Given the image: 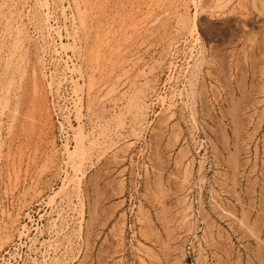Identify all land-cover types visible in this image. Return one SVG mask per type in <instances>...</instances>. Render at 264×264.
Wrapping results in <instances>:
<instances>
[{
  "label": "rangeland",
  "instance_id": "obj_1",
  "mask_svg": "<svg viewBox=\"0 0 264 264\" xmlns=\"http://www.w3.org/2000/svg\"><path fill=\"white\" fill-rule=\"evenodd\" d=\"M105 1L0 0V264H264V0Z\"/></svg>",
  "mask_w": 264,
  "mask_h": 264
},
{
  "label": "bare ground",
  "instance_id": "obj_2",
  "mask_svg": "<svg viewBox=\"0 0 264 264\" xmlns=\"http://www.w3.org/2000/svg\"><path fill=\"white\" fill-rule=\"evenodd\" d=\"M11 1V0H10ZM33 1V0H32ZM62 1V0H61ZM105 1V0H104ZM109 1V0H108ZM115 1V0H114ZM128 1H130V0H127V2ZM139 1V0H138ZM149 1V0H148ZM152 1V0H151ZM150 1V2H151ZM48 2V1H47ZM70 2V1H69ZM71 4H72V7L74 8V10H75V14H76V19H77V22H78V28H76V30L78 29V31L76 32L77 34H78V32L79 33H82V35H79V38L81 39V37H82V40L84 39V40H86L87 39V35H89V33L90 34H92V28H90V27H92V22H93V20H94V14H92V11L94 10L93 9V7H94V5H93V3L95 4L96 2H93L92 3V0H71ZM117 2V1H116ZM121 2V1H120ZM132 2V1H131ZM146 2V1H145ZM144 2V3H145ZM149 2V3H150ZM23 3V2H22ZM45 3V2H44ZM98 3V2H97ZM100 3V2H99ZM102 3V2H101ZM105 3L107 4V2L105 1ZM104 3V4H105ZM139 3V2H138ZM142 3V2H141ZM147 3V2H146ZM152 3V2H151ZM165 3V2H164ZM47 4V3H46ZM117 4V3H116ZM115 4V5H116ZM122 4H123V1H122ZM125 4V3H124ZM132 4V3H131ZM134 4H136L135 2L132 4L133 6H134ZM99 5V4H98ZM101 5V4H100ZM118 5V4H117ZM126 5H127V3H126ZM142 5V4H141ZM141 5H138V6H136V7H138V8H136V11H135V13H134V15H135V17L133 18L135 21L133 22H131V20L129 19L130 17V15L131 14H128V12H127V14H128V20H130V22L132 23L131 25H132V27H133V29H135V31H139L140 32V30H139V27L143 24L142 23V20L141 19H143V16L144 15H142V18H139V17H141V15H140V13L142 12L140 9H142L141 7ZM149 5V4H148ZM5 6V5H4ZM47 7H48V5H46ZM69 6V5H68ZM119 6H120V4H119ZM123 6V5H122ZM129 6H130V4H129ZM132 6V7H133ZM144 6H145V4H144ZM146 6H147V4H146ZM12 7V6H11ZM70 7V6H69ZM71 7V8H72ZM98 7V6H97ZM101 7H102V5H101ZM106 7V6H105ZM4 8V7H3ZM70 8V9H71ZM72 8V9H73ZM103 8V7H102ZM107 8H108V6H107ZM117 8V7H116ZM128 8V7H127ZM135 8H134V10H135ZM147 8V7H146ZM146 8H143L142 10H144V9H146ZM175 8V7H174ZM40 9V8H39ZM104 9H106V8H104ZM114 9V8H113ZM124 9V8H123ZM126 9V8H125ZM129 9H130V7H129ZM132 9V8H131ZM173 9V8H172ZM133 10V9H132ZM147 10V9H146ZM97 11V10H96ZM95 11V12H96ZM102 11H103V9H102ZM116 11H117V9H116ZM119 11V10H118ZM117 11V12H118ZM121 11H123V14H124V11H126V10H121ZM128 11V10H127ZM174 11V10H173ZM47 12H49V11H47ZM47 12H45L46 14H47ZM98 12V11H97ZM113 12V11H112ZM115 12V11H114ZM113 12V13H114ZM52 13V12H51ZM100 13V9H99V12H98V14ZM103 13V12H102ZM106 13V12H105ZM119 13V12H118ZM117 13V14H118ZM133 13V12H132ZM143 13V12H142ZM45 14V15H46ZM50 14V13H49ZM107 14V13H106ZM112 14V13H111ZM116 14V13H115ZM145 14H146V12H145ZM17 15V14H16ZM51 15V14H50ZM49 15V16H50ZM94 15V16H93ZM102 15V14H101ZM110 15V14H109ZM126 15V14H125ZM160 15H161V13H160ZM174 15V14H173ZM176 15V14H175ZM99 16H100V14H99ZM103 16V15H102ZM112 16V15H111ZM115 16V15H114ZM121 16V15H120ZM156 16V15H155ZM162 16V15H161ZM56 17V16H55ZM72 17H73V15H72ZM105 17V16H104ZM132 17V16H131ZM157 17V16H156ZM44 18V17H43ZM100 18V17H99ZM108 18H110V17H108ZM107 18V19H108ZM113 18V17H112ZM115 18H116V16H115ZM148 18V17H147ZM68 19V18H67ZM101 19V18H100ZM99 19V20H100ZM105 19V18H104ZM116 19H118V17L116 18ZM122 19H123V17H122ZM125 19H126V17H125ZM152 19V18H151ZM154 19V18H153ZM33 20V19H32ZM74 20V19H73ZM103 20V19H102ZM101 20V21H102ZM108 20H111V19H108ZM119 20V19H118ZM127 20V21H128ZM149 20V19H148ZM2 21V20H1ZM54 21V20H53ZM72 21V20H71ZM75 21V20H74ZM105 21V20H104ZM107 21V20H106ZM113 21H114V19H113ZM119 21H121V19L119 20ZM125 21V20H124ZM150 21V20H149ZM96 22V21H95ZM107 22H109V21H107ZM126 22V21H125ZM53 23V22H52ZM89 23H91V25H90V27H89ZM101 23V22H100ZM111 23V22H110ZM117 23V22H116ZM142 23V24H141ZM19 24V23H18ZM109 24V23H108ZM107 24V25H108ZM114 24V23H113ZM125 24V23H124ZM76 25V24H75ZM94 25H96V23L94 24ZM100 26L102 25V24H99ZM112 25V24H111ZM120 25V27H121V24H119ZM130 25V26H131ZM144 25V24H143ZM27 26V25H26ZM41 26V25H40ZM46 26V25H45ZM55 26V25H54ZM96 26H98V25H96ZM95 26V27H96ZM115 26H117V25H115ZM123 26V28H124V25H122ZM127 26V25H126ZM146 26V25H145ZM52 27H53V25H52ZM56 27V26H55ZM74 27V26H73ZM76 27V26H75ZM106 28H107V26H105ZM104 27V28H105ZM112 27V26H111ZM128 27V26H127ZM64 28V27H63ZM66 28V27H65ZM118 28V27H117ZM116 28V29H117ZM128 28H130V27H128ZM142 28V27H141ZM75 29V28H74ZM99 29V28H98ZM113 29H115L114 27H113ZM121 28H119V30H120ZM97 30V29H96ZM96 30H95V33H97L96 32ZM101 30H102V28H101ZM121 30H123V29H121ZM125 30V29H124ZM130 30V29H129ZM128 30V31H129ZM29 31V30H28ZM63 31V30H62ZM104 31H105V29H104ZM103 31V32H104ZM134 31V30H133ZM70 32V31H69ZM73 32V31H72ZM100 32V31H99ZM108 32H111L110 30L109 31H107L106 33H104V36H105V38L106 37H108ZM115 32V31H114ZM113 32V33H114ZM131 32V31H130ZM142 32V31H141ZM140 32V33H141ZM56 33V32H55ZM68 33V32H67ZM71 33V32H70ZM75 33V32H74ZM136 33H138V32H136ZM135 33V34H136ZM151 33V32H150ZM15 34V33H14ZM52 34V33H51ZM72 34V33H71ZM119 34V33H118ZM123 34V33H122ZM125 34H128V32L127 33H125ZM133 34V33H132ZM147 34V33H146ZM29 35V34H28ZM59 35H61V34H59ZM94 35V34H93ZM114 35H116V34H114ZM129 35H131V33H129ZM139 35V34H138ZM35 36V35H34ZM70 36V35H69ZM91 36V35H90ZM123 36V35H122ZM121 36V37H122ZM135 36V35H134ZM137 36V35H136ZM140 36V35H139ZM61 37V36H60ZM72 37H73V35H72ZM117 37V36H116ZM129 37V36H128ZM141 37H142V34H141ZM36 38V37H35ZM75 39L76 38H78V35L77 36H75L74 37ZM73 38V39H74ZM91 38V37H90ZM93 38H95V39H92L93 40V45H88V47H84L82 50H85V52H87V51H89L90 49H92L93 51L92 52H88V55H86V56H88V57H86V60H87V62L88 61H91V62H95V68H96V70H98L99 71V73H98V75L100 74V78H101V82H103V84L101 85V86H98L99 84H97V86L98 87H96L94 84L96 83L95 81H94V83H93V81H91V80H93V79H91L90 80V82L89 83H87L88 85V90H87V92H86V95H87V99H88V101H90V102H92V101H96V100H102V99H104V98H108V96L111 94V92H113V91H115L116 90V92H117V89H116V87L117 86H114V85H112V84H107L108 83V81H110L111 79L109 78V76L111 75H113V72H114V70L116 69L117 70V61L114 63L112 60H111V58L108 60V58H105V56L103 55V54H101V55H103V56H100V47L101 46H103L104 45V47H107V48H109V45L110 44H108L107 43V41H105L103 38H102V36H100L99 35V33H98V35L96 36V35H94L93 36ZM120 37H118V39H119ZM123 38V37H122ZM130 38V37H129ZM133 38H136V37H133ZM108 39H110L109 37H108ZM111 39H112V36H111ZM127 38H126V36H125V38H123V40H126ZM139 39V38H138ZM32 40V39H31ZM72 40V39H71ZM81 40V41H82ZM92 40H90V43H91V41ZM130 40V39H129ZM131 40H133V39H131ZM135 40V39H134ZM134 40H133V42L132 43H134ZM73 42L75 41V40H72ZM79 42H81L80 40H78ZM111 41V40H110ZM115 41H117L116 40V38H115ZM114 41V42H115ZM119 41H120V39H119ZM119 41H117V42H119ZM121 41H122V39H121ZM127 42H128V40H126ZM126 41H125V43H126ZM142 41V40H141ZM28 42V41H27ZM38 42V41H37ZM85 42V41H84ZM87 42V41H86ZM86 42H85V44H86ZM117 42H115V43H117ZM172 42V41H171ZM9 43V42H8ZM58 43V42H57ZM56 43V44H57ZM111 43H113L112 41H111ZM121 43V42H120ZM123 43H124V41H123ZM130 43V41L128 42V44ZM140 43V42H139ZM147 43V42H146ZM26 44V43H25ZM48 44V43H47ZM77 44H78V42H77ZM76 44V45H77ZM84 44V43H83ZM85 44H84V46H85ZM143 44V43H142ZM67 45H68V43H67ZM74 45V44H73ZM118 45L120 46L121 44H119L118 43ZM124 45V44H123ZM123 45H121V46H123ZM125 45H127V44H125ZM149 45V44H148ZM171 45V44H170ZM58 46V45H57ZM87 46V45H86ZM113 46V45H112ZM111 46V47H112ZM118 47V49H117V51L116 52H119V55L121 54V53H123L124 51H123V49H124V46L123 47ZM33 47V46H32ZM46 47V46H45ZM60 47H62L61 45H60ZM128 47V46H127ZM44 48V47H43ZM53 48V47H52ZM68 48V47H67ZM72 48V47H71ZM79 48V47H78ZM106 48V51L107 52H109V50ZM123 48V49H122ZM126 48V47H125ZM129 48H130V45H129ZM136 48V47H135ZM26 49V48H25ZM64 49L66 50V47H64ZM70 49V48H69ZM111 49V48H110ZM113 49V48H112ZM127 49V48H126ZM125 49V50H126ZM131 49V48H130ZM129 49V50H130ZM27 50V49H26ZM77 50V49H76ZM80 50V49H79ZM59 51V50H58ZM74 51H75V49H74ZM42 52V51H41ZM73 52V51H72ZM71 52V53H72ZM93 52H94V54H93ZM138 52V51H137ZM20 53V52H19ZM45 53V52H44ZM74 53V52H73ZM115 53V52H114ZM132 53V52H131ZM62 54V53H61ZM76 54V53H75ZM74 54V55H75ZM84 54V53H83ZM110 54H112L113 55V50H112V53H110ZM118 54V53H117ZM124 54V53H123ZM128 54H129V52H128ZM111 55V56H112ZM115 56H116V54H114ZM113 55V56H114ZM126 55H127V52H126ZM133 55V54H132ZM79 56H80V53H79ZM82 56V55H81ZM114 56V57H115ZM118 56V55H117ZM121 56V55H120ZM44 57V56H43ZM122 57V56H121ZM124 57H125V55H124ZM32 58V57H31ZM43 59V58H42ZM116 59V58H115ZM117 59H121V58H117ZM11 60V59H10ZM39 60V59H38ZM105 60H107V63L106 64H104V61ZM24 61V60H23ZM72 61V60H71ZM83 61V60H82ZM123 61V59L122 60H120L119 62H122ZM43 62V61H42ZM86 62V61H85ZM123 62H125V61H123ZM130 62V61H129ZM74 63V62H73ZM128 63V62H127ZM133 63H134V61H133ZM83 65H84V63H82ZM86 64V63H85ZM91 64V63H90ZM119 64V63H118ZM123 64V63H122ZM126 64V63H125ZM129 64V63H128ZM58 65V64H57ZM77 65H78V63H77ZM135 65V64H134ZM134 65H133V67H134ZM3 66V65H2ZM41 66V65H40ZM87 65H85L84 67H86ZM121 66V65H120ZM120 66H118V69H120L119 67ZM127 66V65H126ZM24 67V66H23ZM56 67V66H55ZM82 67V66H81ZM80 67V68H81ZM128 67V66H127ZM131 67V66H130ZM60 68V67H59ZM124 69H125V67H123ZM46 69V68H45ZM74 69H75V67H74ZM84 69V68H83ZM87 70V69H86ZM127 70V69H126ZM132 70V69H131ZM56 71V70H55ZM73 71V70H72ZM84 71V70H83ZM123 71V70H122ZM125 71V70H124ZM124 71H123V73H124ZM133 71V70H132ZM131 71V72H132ZM23 72V71H22ZM51 72V71H50ZM59 72V71H58ZM78 72H79V70H78ZM94 73H95V70L93 71ZM97 72V71H96ZM119 72H120V70H119ZM69 73V72H68ZM86 73H88L87 71H86ZM93 73V74H94ZM114 73H116V72H114ZM126 73V72H125ZM127 73H128V71H127ZM30 74V73H29ZM39 74V73H38ZM54 74H55V72H54ZM92 74V75H93ZM116 74H118V73H116ZM129 74V73H128ZM143 74V73H142ZM62 75V74H61ZM83 75H85V74H83ZM90 75H91V73H90ZM91 75V76H92ZM125 75V74H124ZM144 75V74H143ZM27 76H28V74H27ZM79 76H81V75H79ZM78 76V77H79ZM115 76V75H114ZM113 76V77H114ZM118 76V75H117ZM15 77V76H14ZM47 77V76H46ZM96 77V76H95ZM120 77L122 78V76H121V74H119V76H118V79H120ZM81 78H83V77H81ZM90 78H92V77H90ZM94 78V77H93ZM115 78V77H114ZM113 78V79H114ZM127 78V77H126ZM40 79V78H39ZM55 79V78H54ZM89 78H88V76H87V80H88ZM117 79V80H118ZM23 80V79H22ZM62 80V79H61ZM94 80H96V78H94ZM127 80H128V78H127ZM126 79H125V81L124 82H126L127 81ZM29 81V80H28ZM36 81V80H35ZM34 81V91H35V95H33V96H35V97H37V98H39V102L42 104V101H43V93L41 92H39L38 91V88H37V84H36V82ZM96 81H100V80H98V78H97V80ZM116 80L114 79V82H115ZM22 82V81H21ZM65 82V81H64ZM72 82H74V81H72ZM117 82V81H116ZM119 83V82H118ZM101 84V83H100ZM123 84V83H122ZM122 84H121V86H122ZM116 85V84H115ZM61 86V85H60ZM83 86V85H82ZM29 87V86H28ZM120 87V86H119ZM118 87V88H119ZM72 88V87H71ZM86 88V89H87ZM124 90V89H123ZM126 91V90H125ZM130 91V90H129ZM48 92V91H47ZM119 92V91H118ZM29 93V92H28ZM127 93V92H126ZM59 94V93H58ZM74 94V93H73ZM124 94V93H123ZM131 94V93H130ZM77 96V95H76ZM119 96V95H118ZM34 97V98H35ZM110 97V96H109ZM126 97V96H125ZM129 97V96H128ZM128 97H127V99H128ZM2 99V98H1ZM80 99V98H79ZM73 100V99H72ZM105 100V99H104ZM110 100H112V99H110ZM109 100V101H110ZM118 100V99H117ZM98 101V102H99ZM121 102V101H120ZM48 103V102H47ZM93 103V102H92ZM127 103V102H126ZM116 104V103H115ZM137 104V103H136ZM76 105V104H75ZM97 105V104H96ZM98 106V105H97ZM104 106V105H103ZM82 107H83V105H82ZM131 107H132V105H131ZM53 108V107H52ZM91 108V107H90ZM4 109V108H3ZM18 109V108H17ZM20 109V108H19ZM33 109V108H32ZM62 109V108H61ZM81 109V108H80ZM101 109V108H100ZM25 110H26V108H25ZM41 110V109H40ZM21 111V110H20ZM22 111H23V109H22ZM61 111V110H60ZM132 111V110H131ZM137 111V110H136ZM56 112V111H55ZM41 113V112H40ZM132 113V112H131ZM138 113V112H137ZM17 114V113H16ZM32 114V113H31ZM48 114V113H47ZM80 114V113H79ZM117 114V113H116ZM36 115V114H35ZM81 115V114H80ZM104 115V114H103ZM19 116V115H18ZM21 116V115H20ZM32 116V115H31ZM97 116V115H96ZM120 116V115H119ZM83 117V116H82ZM88 117H90V116H88ZM103 117V116H102ZM18 118V117H17ZM78 118V117H77ZM81 118V117H80ZM146 118V117H145ZM117 119V118H116ZM143 119V118H142ZM107 120V119H106ZM19 121V120H18ZM77 121V120H76ZM112 121V120H111ZM36 122V121H35ZM82 122V121H81ZM17 123V122H16ZM32 123V122H31ZM47 123V122H46ZM135 123V122H134ZM44 124V123H43ZM79 124V123H78ZM20 125V124H19ZM39 125V124H38ZM83 125V124H82ZM81 125V126H82ZM86 125V124H85ZM80 126V127H81ZM6 127V126H5ZM22 127V126H21ZM37 127V126H36ZM45 127V126H44ZM83 127V126H82ZM91 127V126H90ZM100 127V126H99ZM35 128V127H34ZM47 128V127H46ZM26 129V128H25ZM32 129V128H31ZM42 130V129H41ZM84 130V129H83ZM95 130V129H94ZM25 131V130H24ZM27 131V130H26ZM34 131H35V129H34ZM28 132V131H27ZM87 132V131H86ZM107 132V131H106ZM110 132V131H109ZM31 133V132H30ZM43 133H44V131H43ZM79 133H81V132H79ZM96 133H97V131H96ZM105 133V132H104ZM41 134V133H40ZM98 134V133H97ZM101 134V133H100ZM121 134V133H120ZM27 135V134H26ZM35 135V134H34ZM81 135V134H80ZM82 135H84V134H82ZM81 135V136H82ZM87 136H88V134H86ZM93 135V134H92ZM7 136V135H6ZM85 136V135H84ZM13 137V136H12ZM40 137V136H39ZM24 138V137H23ZM33 138V137H32ZM84 138V137H83ZM120 138V137H119ZM34 139V138H33ZM88 139V138H87ZM22 140V139H21ZM43 140V139H42ZM1 141V140H0ZM39 141V140H38ZM81 141V140H80ZM83 141V140H82ZM90 141V140H89ZM107 142V141H106ZM26 143H27V141H26ZM76 143V142H75ZM88 143V142H87ZM99 143V142H98ZM83 144V143H82ZM91 145H93V144H91ZM16 146V145H15ZM23 146V145H22ZM39 146V145H38ZM96 146H97V144H96ZM27 147V146H26ZM28 147H29V145H28ZM92 148V147H91ZM23 149V148H22ZM26 149V148H25ZM77 149V148H76ZM79 149V148H78ZM82 149V148H81ZM80 149V150H81ZM94 149V148H93ZM100 149V148H99ZM15 150V149H14ZM75 151V150H74ZM84 151V150H83ZM86 151V150H85ZM91 151V150H90ZM93 151V150H92ZM33 152V151H32ZM94 152V151H93ZM12 153V152H11ZM23 153V152H22ZM22 153H21V150L20 151H18L17 150V153H15V155H12V156H15L13 159H12V162H13V166H15L14 165V163L16 164L17 163V166H18V164L19 163H21L20 161L19 162H17L16 161V155H20V156H18V160H21L22 159ZM35 153V152H34ZM31 154V153H30ZM71 154H72V152H71ZM79 154H80V152H79ZM8 155V154H7ZM36 155V154H35ZM34 155V156H35ZM73 155V154H72ZM74 155H75V152H74ZM76 156H77V154H76ZM24 157V156H23ZM71 158H73V164H72V166H73V168H74V170H78V168H79V166L81 165V158H80V160H75L74 159V157H71ZM70 158V159H71ZM35 160H36V158H34ZM69 159V160H70ZM34 160V161H35ZM30 161V160H29ZM72 161V160H71ZM24 162V161H23ZM30 164V163H29ZM32 164V163H31ZM16 166V167H17ZM19 166H22L21 164L19 165ZM23 167H24V165H23ZM15 168V167H14ZM19 168H21V167H19ZM17 171V170H16ZM15 172V171H14ZM27 174V173H26ZM68 175V174H67ZM15 179H16V177H15ZM75 179V178H74ZM79 180V179H78ZM16 181V180H15ZM76 182V181H75ZM79 183V182H78ZM77 183V184H78ZM69 184V183H68ZM79 186V185H78ZM70 187V186H69ZM63 189V188H62ZM65 189V188H64ZM69 192V191H68ZM79 192V191H78ZM13 193V192H12ZM72 193V192H71ZM65 194H67V192L65 193ZM76 195V194H75ZM70 200V199H69ZM45 262V261H44Z\"/></svg>",
  "mask_w": 264,
  "mask_h": 264
}]
</instances>
